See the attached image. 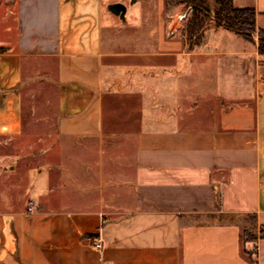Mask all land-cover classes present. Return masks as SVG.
<instances>
[{"label":"crops","instance_id":"0c3cea01","mask_svg":"<svg viewBox=\"0 0 264 264\" xmlns=\"http://www.w3.org/2000/svg\"><path fill=\"white\" fill-rule=\"evenodd\" d=\"M232 4L264 31V0ZM176 11L0 0V146L21 144L38 80L58 136L0 206V264H264V60L223 25L188 41Z\"/></svg>","mask_w":264,"mask_h":264},{"label":"rangeland","instance_id":"374dc122","mask_svg":"<svg viewBox=\"0 0 264 264\" xmlns=\"http://www.w3.org/2000/svg\"><path fill=\"white\" fill-rule=\"evenodd\" d=\"M167 3L175 5L177 9V16L174 17L172 26H180L181 34H184L192 43L199 44L203 41L205 29L220 26L215 21L214 13L218 6L216 0H205L204 10H196L189 0H167ZM183 11H187V15L180 19L179 15ZM253 36L257 40V34ZM260 58L264 60V56L260 55ZM228 60L230 59L226 58L224 61L225 75L231 74L234 70L228 65L231 64ZM198 105L199 99H192V106ZM23 118L25 128L21 144L18 143L17 147L0 146V206L7 198L8 190L19 193L30 185L33 180L31 178L38 173V168L47 160L42 157L43 151L48 148L49 142H56L58 139L55 126L56 94L52 85L38 80L26 86Z\"/></svg>","mask_w":264,"mask_h":264},{"label":"trees","instance_id":"16d2710c","mask_svg":"<svg viewBox=\"0 0 264 264\" xmlns=\"http://www.w3.org/2000/svg\"><path fill=\"white\" fill-rule=\"evenodd\" d=\"M193 3L196 10L203 9L205 0H189ZM218 3L215 9V21L241 34L248 40L253 41V34H257V50L261 56H264V31L256 28L255 10L253 8H235L232 0H216ZM205 6V5H204ZM207 7V6H206ZM263 235V234H261ZM242 238L244 241H256V236L250 231L243 230ZM254 250L248 252L252 254Z\"/></svg>","mask_w":264,"mask_h":264},{"label":"built area","instance_id":"2783aa9c","mask_svg":"<svg viewBox=\"0 0 264 264\" xmlns=\"http://www.w3.org/2000/svg\"><path fill=\"white\" fill-rule=\"evenodd\" d=\"M186 15H187V11H183V12L179 15V18H180V19L185 18ZM172 22H173V20H172ZM172 22H171V25H170V29H171V31L173 32V31L175 30L176 27H173V26H172ZM92 243H93V246H95V247H97V248H100L101 245H102V240H101L100 237H95V238H93ZM255 248H256V247L254 246V247L252 248V250H255Z\"/></svg>","mask_w":264,"mask_h":264},{"label":"water","instance_id":"95a60500","mask_svg":"<svg viewBox=\"0 0 264 264\" xmlns=\"http://www.w3.org/2000/svg\"><path fill=\"white\" fill-rule=\"evenodd\" d=\"M116 7L117 8H123V5L122 4H117Z\"/></svg>","mask_w":264,"mask_h":264}]
</instances>
